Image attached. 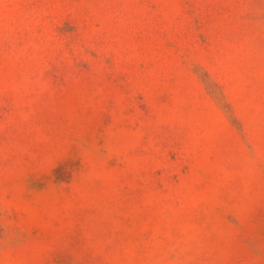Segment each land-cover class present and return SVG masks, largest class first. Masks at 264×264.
<instances>
[{
	"label": "rangeland",
	"instance_id": "374dc122",
	"mask_svg": "<svg viewBox=\"0 0 264 264\" xmlns=\"http://www.w3.org/2000/svg\"><path fill=\"white\" fill-rule=\"evenodd\" d=\"M0 264H264V0H0Z\"/></svg>",
	"mask_w": 264,
	"mask_h": 264
}]
</instances>
